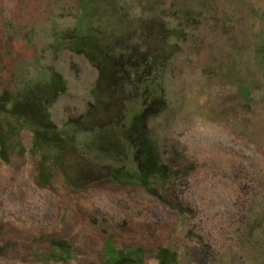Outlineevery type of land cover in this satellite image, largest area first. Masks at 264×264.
<instances>
[{"label": "rangeland", "instance_id": "1", "mask_svg": "<svg viewBox=\"0 0 264 264\" xmlns=\"http://www.w3.org/2000/svg\"><path fill=\"white\" fill-rule=\"evenodd\" d=\"M0 100V264H264V0H0ZM144 110L167 203L109 178Z\"/></svg>", "mask_w": 264, "mask_h": 264}, {"label": "trees", "instance_id": "2", "mask_svg": "<svg viewBox=\"0 0 264 264\" xmlns=\"http://www.w3.org/2000/svg\"><path fill=\"white\" fill-rule=\"evenodd\" d=\"M4 101L0 103V114L4 110ZM29 109L30 111L32 110L31 108ZM146 111L147 110L134 113L130 120V128L127 130V135L129 136L131 146L135 153V171L132 173L120 168H114L113 173L110 174L109 178H113V180L125 184L134 182L151 196L167 203L166 201L168 200L165 196L159 193L158 187L166 189L172 184V180H175L177 173L171 171L172 168H169L168 164L164 162V156L159 152V148L156 146L153 138L148 136L145 121L147 120V117L150 118L152 115L145 113ZM37 114L38 112H33L30 115L40 121ZM40 123H44V120L43 122L40 121ZM48 132L49 129L46 125L39 126V129L35 130V144L43 145V142L46 141L45 138L48 137ZM0 144L3 146L4 142L1 140ZM173 207L179 211L183 210V207L178 202H176L175 205L173 204ZM51 244L53 247V253L48 257L57 261H65L67 258L71 259V251L66 245V242L54 239ZM143 251L144 250L141 248H135L125 253L118 252V254L114 256L110 254L105 264H139V257ZM171 254L173 253L165 248L157 249L156 257L159 264H166L168 259H171Z\"/></svg>", "mask_w": 264, "mask_h": 264}]
</instances>
